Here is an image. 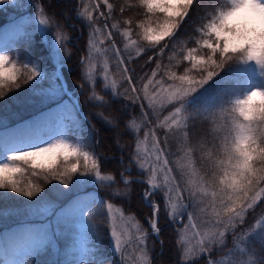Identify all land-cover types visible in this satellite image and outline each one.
I'll use <instances>...</instances> for the list:
<instances>
[{
  "label": "trees",
  "instance_id": "16d2710c",
  "mask_svg": "<svg viewBox=\"0 0 264 264\" xmlns=\"http://www.w3.org/2000/svg\"><path fill=\"white\" fill-rule=\"evenodd\" d=\"M87 2L88 0H31L29 11L26 13L0 10V50H7L10 58L16 63L18 82L21 85L19 88L4 90L5 95L0 98V131L12 135L27 134L31 142L35 143L44 135L49 139L56 132V125L63 117L70 139L98 157L101 171L111 175L113 180L107 186L95 185L92 188L72 187L70 184L71 190H69L64 189L58 181L46 179V174L40 169H32L30 164L18 162L17 166L23 169L21 173L15 175L19 186L25 189L29 186L39 187L42 190L29 198L11 192L10 189H0V264H14V262L19 264L29 253L18 254L16 251L22 244L20 234L23 230L32 229L41 224L42 221L34 219L32 214L36 208L44 204L55 205L58 212L63 209L62 217L68 218V221L77 217L80 229L76 223H59L61 233L56 235L52 229H47L48 242L43 246L40 245L46 242L43 238L46 231L34 236L32 239L34 242L30 247L33 264H68V251L80 240L87 248L85 257L89 264H123L122 257L113 247L107 203L121 208L127 217L132 218L139 229L147 231L148 239L144 251L150 264H207L209 258L219 264L231 249V244H233L231 237L227 241V246L225 241L220 242L213 245V251L210 254L189 257L186 242L182 239L184 232L182 229L178 230L180 226L175 223L177 219L171 218L167 213L169 208L161 190L159 189L150 198L157 203L159 209L158 224L163 229L160 232L161 241H159L150 234L152 229L149 219L152 217V211L144 198V191L149 188L148 185L133 180L128 185L123 183V178H143L146 181L148 179L147 174L130 161L136 154V143L143 140L144 134L148 131V126L142 118V112L151 113L152 110L146 107L144 101L133 104L131 100L125 98L124 90L128 87L127 81L122 72L116 70L111 48H108L106 52L107 63L110 66L107 69L114 77L116 88L106 91L100 79H97L93 85L89 82L87 63L94 59L93 47L88 46L92 28L84 21V17L78 14L81 11L80 5ZM108 2L113 5L114 18L106 22L103 18H99L97 22L100 28L107 31L104 29L105 23L111 25L119 21V31L114 37L120 41L118 45L125 50V55L128 52L132 53L131 63L127 66L135 70L137 86L143 91V85L147 83L151 70L155 69L160 58H154L151 63H146L148 53L141 51L137 55L132 52L134 49L125 48L126 39L124 40L122 33L129 29V25L124 21L132 20L131 38L136 41V47L139 44L147 48L148 43L143 42L137 36L136 31L142 22L149 19V15L140 0H108ZM34 6L38 9L37 12L46 17L50 28L49 35H57L64 40L61 56L64 65L62 71L68 90L77 99L80 111L76 103L65 94L57 105L48 104L44 102V95L37 91L40 88L37 84L33 81L25 83L33 66L41 68L48 77L53 76L57 71L53 53L43 39L34 19L36 13ZM102 7L106 10L104 5ZM120 8L125 9L123 14ZM201 14L200 8L194 7L189 19L181 26L177 35L183 38L197 35L195 26L200 23L197 17ZM94 15L97 18L98 14L94 12ZM193 44L194 42L190 41L185 51ZM176 51L179 53V48ZM151 52L155 53V49L153 48ZM169 54V49H165V56L162 58L164 64L168 63ZM86 56L89 58L88 62L82 64L81 61ZM179 62L180 59L177 56L173 64ZM25 63L27 67L24 66ZM185 65L187 62L181 63V67L174 70L180 74ZM145 73L148 75L145 76ZM157 79H164L165 85L171 83L167 81L162 70H158ZM254 86L264 87V79L260 77L256 67L254 65H234L225 68L217 77L193 94V102L188 108L200 109L201 112L186 117L187 127L178 129L167 147L176 165L178 162L192 164L197 174L196 177H192L193 179L203 177L209 180L211 165L207 154L211 152L213 158L219 155L221 139L231 123L227 116L220 114L217 107L233 97L242 96ZM93 89L95 96L103 97L102 100L95 99ZM141 103L144 104L143 109H141ZM215 108L217 110L214 116H209L203 111ZM159 109L161 108H157L156 114L150 117L149 123L155 121L157 115L166 116L173 110L172 105L162 108L161 111ZM151 126L153 127L154 124ZM0 135L3 134L0 133ZM169 135L171 136L172 133ZM189 150H191L190 155H188ZM127 169L131 171L127 172ZM122 172L126 173L123 177L120 176ZM118 178L119 182H117ZM187 178L185 176V180ZM75 179L77 177H73V181ZM56 189H60L61 192ZM208 199H211V196ZM90 200L104 201V206L93 205L90 208L91 214H86L84 220L83 210L75 212V209L87 207V202ZM262 211H264V200L256 206L255 210H250L245 218V224L240 225L239 229H247L255 224L256 220L261 218ZM188 212H192L191 207ZM176 215L179 216L178 213ZM183 220L185 223L188 221L187 214L183 216ZM86 222L90 225L88 231L84 230ZM192 222L199 225L195 228L199 232L217 231L213 224L197 219H193ZM139 233L142 232L139 231ZM130 246L132 250L137 243ZM247 250L248 252L245 253L247 257L251 258L252 264H257L258 253L264 255V240L255 237L250 241Z\"/></svg>",
  "mask_w": 264,
  "mask_h": 264
},
{
  "label": "snow or ice",
  "instance_id": "6c2138e0",
  "mask_svg": "<svg viewBox=\"0 0 264 264\" xmlns=\"http://www.w3.org/2000/svg\"><path fill=\"white\" fill-rule=\"evenodd\" d=\"M140 3L149 15L148 21L139 25L143 29V39L148 42V47L145 48L138 44L137 55L141 51L148 53L146 63H151L154 58H160L155 69L151 70L147 83L143 85L142 96L139 94L140 89L135 79V70L127 66L131 63L132 53L128 52L125 55V50L117 47L120 41L114 39L116 32L119 31V21L111 25L105 23L104 29L107 31L104 32V36L110 42L109 47L112 51V58L116 62V70L122 72L127 81L128 87L124 90L125 98L131 100L133 104L147 101V108L152 110L151 113L142 112V118L148 126V131L144 134V140L136 143V154L130 161L147 173V183L150 187L144 191V198L152 211V217L149 219L151 229L153 232H159L156 219L159 209L157 203L150 198L155 195L153 190L160 189L163 196L171 202L173 219H181L187 214L190 227L193 229L199 226L197 223H191L193 219L213 224L217 228L216 232L209 234L207 241H201L200 252L202 254H210L213 251V245L223 241L226 233L229 232L238 241L237 246L243 244L246 239L251 241L257 236L260 240H264V211H262L261 218L247 229H242L240 235H237L235 231L237 226L245 224V218L250 210H255L256 205L264 200V106L258 107L259 102L254 100L247 111L242 110L244 101L253 93H259L260 97H264V87L254 86L242 96L233 97L217 107L220 114L227 116L231 123L221 139L219 155L213 158L211 152L207 154L211 165L210 182L203 177L193 179L192 177L197 174L191 163L185 165L178 162L182 175L179 179L173 176V169L169 167V159L166 158L165 151L177 130L187 127L186 117L201 112L200 109L187 107L189 99L225 68L234 65H254L260 77L264 79V57H253L248 51L250 43L257 39V33L254 31L257 14L253 11L251 14L233 16L239 8L243 7L244 0H140ZM101 4L107 7L108 12L101 9ZM251 4L255 9H264V0H251ZM194 7L200 8L202 12L197 17L200 23L195 26L197 35H189L187 38L178 36L177 33L189 19ZM80 8L83 11L78 14L84 17L89 27L92 28L88 44L91 48L94 47L92 36L102 31L95 27L94 12L98 14L97 19L103 18L105 22L112 20L114 18L112 15L113 5L108 0H95V3L93 0H88L86 4L82 3ZM120 12L123 14L125 9L120 8ZM39 23L43 28L48 24V21L41 18ZM124 23L129 25V29L123 31L122 36L131 39L132 20H125ZM190 41H193L194 44L187 47L185 51V47ZM132 42L136 44L135 40ZM153 48L155 53L151 52ZM177 48H179V53L176 51ZM165 49L170 51L167 64H164L162 59L165 56ZM57 54H59V49H57ZM177 56H179L180 62L173 64V60ZM88 59L87 56L84 57L81 63L88 62ZM183 62H187V65L178 74L174 69L180 68ZM24 66L27 67V63ZM158 70H162L167 81H171L167 87H165L164 79H157ZM104 71L107 73V65ZM147 75L145 73V76ZM45 78L46 74L43 70L33 66L25 83L36 79V84H40ZM107 78L105 74L104 80L106 81ZM90 79L91 77H89ZM18 80L16 63L5 50L0 53V98L5 95L4 90L19 88L21 85ZM149 85L153 86L151 92ZM41 91L48 96L58 95L60 86L49 87ZM93 96L97 100L103 99L101 96H95L94 89ZM157 104L161 109L171 104L173 110L164 116L160 123H156V121L149 123L150 117L157 112ZM143 108L144 104L141 103V109ZM217 108L203 111L207 112L209 116H214ZM156 119L159 120L160 117L157 115ZM152 124L155 125V128L151 126ZM165 127L168 129L167 132L158 133L155 130ZM0 133L3 134L0 135V189H10L11 192L29 198L34 197L42 190L39 187L29 186L25 189L19 186L15 175L21 173L23 169L17 166L18 162L30 164L32 169L39 168L46 174V179L58 181L64 189L69 190H71L70 184L72 187H80L86 185L93 177L95 181L113 180L111 175H101L98 157L81 144L71 142L60 131L54 134L58 137L54 141L48 140L44 135L41 140L35 143L31 142L27 134L12 135L3 131ZM169 133L172 135L170 136ZM160 136H163L164 139L161 140ZM149 139L152 143L153 153L151 156L141 155V144ZM190 152L191 150L188 155ZM158 174L162 176L161 183H157ZM124 175L126 173L120 174L121 177ZM185 176L188 177L187 180H185ZM73 177H77V179L73 181ZM117 182H119V178ZM123 183L128 185L130 181L124 179ZM101 186L107 185L102 184ZM56 191L61 192L60 189H56ZM185 193H187L186 196ZM209 196L211 199H208ZM96 204L103 207L104 201H88L87 207L83 209L84 220L86 214H91L90 208ZM106 207L111 219V237L115 242L116 251L120 252L121 238L127 231L125 225L128 220L125 219L123 213L119 218L113 214L114 205L112 203H107ZM189 207L192 208L191 213L188 212ZM43 210L38 209L41 214H45ZM62 212L63 209L53 213L58 223L74 222L80 229L77 217L68 221V218L60 215ZM177 213L179 216L176 215ZM89 228L90 225L86 222L84 230L88 231ZM138 231L142 232L138 243L145 245L148 233L139 228ZM249 233L251 235H248ZM43 238L46 242L40 246L47 244L48 231L43 234ZM31 253L32 251L26 254L19 264H33ZM258 256L257 264H264V255L258 253ZM207 264H216V262L209 258Z\"/></svg>",
  "mask_w": 264,
  "mask_h": 264
},
{
  "label": "rangeland",
  "instance_id": "374dc122",
  "mask_svg": "<svg viewBox=\"0 0 264 264\" xmlns=\"http://www.w3.org/2000/svg\"><path fill=\"white\" fill-rule=\"evenodd\" d=\"M30 3H31V0H0V10H3L4 12L8 11L11 13H26L27 11H29ZM13 5H15V6H13ZM102 5H101V9L106 12L107 7L104 5V7L106 8V10H105V9H103ZM33 8L36 10V13L34 14V19L37 23L38 29H39L40 33L42 34V37L45 40V42L49 45V47L53 53L54 61L57 65V71L53 76L51 75L48 77V75L43 71L46 74V78L43 80L42 83L37 84L40 87L37 89V91L39 93H41V95H44V97H45L44 102H46L48 104L53 103V104L57 105V103L61 101L62 96L65 94L64 93V86L61 82V78H64V73L61 70L62 67L60 66V65H63L62 61H61V56L63 53L62 47H63V41L64 40L60 36H57V35L50 36L49 35L50 28H49L48 24L44 25L42 28L39 21L41 18L46 19V17L43 16L41 13L37 12L38 9L36 8V6H34ZM81 11H83V9H81ZM93 18H94V20H96L95 27L102 29V28H100V24L97 22V18L95 17L94 14H93ZM84 21L86 23H88L85 18H84ZM147 21L148 20H145L144 23H146ZM104 32L105 31L102 29V31L97 32L93 36L94 47L92 49V52L94 53V59H91L87 63L88 64L87 67H89L87 78L89 80V77H91L89 82L92 85L96 83L97 79H100L102 84H103V88L106 91L107 90L110 91L112 89H115L117 85L114 81V77L111 76L109 71H108L110 66L107 63L106 52L108 51V48H110V47L109 46L107 47L105 44L109 45L110 42L105 39ZM136 32H137L136 33L137 36L140 39H142L143 42H147L143 39V29L142 28L139 27ZM125 39H126V45H125L126 48H129V50L134 49L132 52L137 54V47H136V44H134L132 42L133 39L132 38L129 39V38L124 37V40ZM101 41H103V43H101ZM117 47L121 48L118 44H117ZM57 49H59V54H57ZM121 49H123V48H121ZM2 52L3 51L0 50V53H2ZM106 65L108 68L107 73H105V71H104ZM105 74L108 77L106 81L104 80ZM57 77H58V79H57ZM32 81H33V83L36 84V79H33ZM57 85L60 86V91H59L58 95L48 96L46 93H43L41 91L42 89H48L49 87H56ZM113 85H114V87H113ZM165 87H167V85H165ZM152 90H153V86L149 85V91L151 92ZM140 94H141V96L143 95L142 90H140ZM192 102H193V100H192V98H190L188 101L187 107L190 106ZM144 103L147 107V101H144ZM169 105H171V104H169ZM169 105H167V106H169ZM156 107L160 108V105L157 104ZM149 110H151V109H149ZM159 111H161V109H159ZM163 117L164 116H161L159 120L156 119L155 120L156 123H160L161 121H163ZM153 128H155V125L153 126ZM155 130L158 133H160V132H164L165 130H168V129L165 127V128L155 129ZM57 131L62 132L65 136H67L70 139V137L68 135L67 128H66V122H65V119L63 117L59 120L58 124L56 125V132ZM54 134L51 137H49L48 140L54 141L56 138H58ZM159 138L161 140L164 139L163 136H160ZM70 141L73 142L72 139H70ZM165 151L167 153L166 158L169 159V167L173 169L172 174H173V176H175L179 179V177L181 176L182 170L180 168H178V165H176V162L172 158L169 149L165 148ZM152 153H153V148H152V143H151L150 139L145 140L144 143L141 144V155L151 156ZM185 165H187V163ZM138 169H140V168H138ZM128 170H131V169H128ZM101 175L108 176L107 174H104L102 171H101ZM193 177H196V176H193ZM124 179L128 180V178H124ZM111 182L112 181H107V180L106 181H95V179L93 177L92 180H90L86 185H83L82 187L92 188L95 185L96 186L97 185L101 186L102 184L108 185ZM161 182H162V176L158 174L157 183H161ZM156 191L158 192L159 189H156ZM186 195H187V193H185V196ZM165 202L167 203V206L169 208L167 213H169L170 217L173 218L172 209L170 206L171 202L168 201L166 198H165ZM185 202L187 203V201H185ZM38 209H44L43 212L45 214H41L40 211H38ZM83 209H84V207H79V208L75 209V212H78L79 210L81 211ZM117 210H119V211H117ZM56 212H58L56 209V206L51 205V204H44V205H41L40 207L35 209L34 214H32V217L34 219H36L37 221H42V222H41V224H38L36 227H34L32 229H26V230L21 231L20 235L22 237V244L20 246H18V248L16 249L18 254H26V253L30 252L32 250V249H30V247L34 242V240H32L33 237L38 235V234L44 233L45 231H47V229H52V231L55 232L56 235H59L61 233V228H59V223L57 222L56 217L53 214ZM121 213L124 214V212L122 211L121 208H119L117 206L113 207V214L117 218H119ZM60 215L62 216L61 213H60ZM124 217L126 220H128V223L125 225L127 231L124 235H122V238H121L122 239L121 251L120 252L116 251L115 242H114L113 238L111 237L114 250L116 252H118L120 254V256L122 257L123 264H150L148 257L146 256V252L144 251L145 245H140L138 243V238L142 235V233H139L138 226L132 220V218L127 217L125 214H124ZM156 219H157V223H158V220H159L158 214H157ZM175 223L180 226V229H178V230L182 229L184 232V236L182 237V239H184V241L186 242L188 256L189 257L203 256L205 253L202 254L200 252V243H201V241H207L209 239V234L211 233V231L199 232L197 229H193L190 227L189 221H187L185 223L183 220V217L181 219L175 220ZM191 223H193V222L191 221ZM110 225H111V219H110ZM239 227H240V225L237 226V229L235 230L237 235H240V232H241ZM158 228H159V232L157 234L160 237V232L163 229H161L159 227V224H158ZM257 231H259V230L257 229ZM155 233L156 232H153V230H152V232L150 234L155 236ZM248 235H251V234L249 233ZM229 237H231V241H233V244H231V251L228 252L225 259H222L219 264H231V263H233V264H252L251 258L247 257V255L245 254L248 252L247 249H248V245H249L250 241L248 239H246L243 244H239V246H237L238 241L229 232V233H226L224 240L221 241L222 243L225 241L226 246L228 245L227 241L230 240ZM134 243H137V246H133L132 250H130V247H131L130 245H132ZM241 249H244V251H241ZM68 254H69L68 255V264H89L88 259L85 257L87 254V248L85 247L84 242L82 240L78 241L75 244V246L73 244V246L69 249Z\"/></svg>",
  "mask_w": 264,
  "mask_h": 264
},
{
  "label": "clouds",
  "instance_id": "9594fccd",
  "mask_svg": "<svg viewBox=\"0 0 264 264\" xmlns=\"http://www.w3.org/2000/svg\"><path fill=\"white\" fill-rule=\"evenodd\" d=\"M255 12L257 15L255 17L254 31L257 33V39L250 43L248 51L253 57H264V9H255L251 4V0H244L243 7L239 8L233 16L240 14H251ZM257 100L259 103L258 107L264 106V97H260L259 93H253L247 100L244 101L242 105V110L247 111L249 105Z\"/></svg>",
  "mask_w": 264,
  "mask_h": 264
},
{
  "label": "water",
  "instance_id": "95a60500",
  "mask_svg": "<svg viewBox=\"0 0 264 264\" xmlns=\"http://www.w3.org/2000/svg\"><path fill=\"white\" fill-rule=\"evenodd\" d=\"M62 81H63V83H64V85H65V91L68 92V90H67V86H66V84H65L64 79H62ZM77 108H78V111H80L79 106H77ZM134 180H135V181H141V182L145 183L146 185H148L147 181H145V180H143V179H134ZM148 186L150 187V185H148ZM153 191H156V189L153 190ZM155 237H156L157 240L160 241V237H159V235H158L157 233H155Z\"/></svg>",
  "mask_w": 264,
  "mask_h": 264
},
{
  "label": "bare ground",
  "instance_id": "6f19581e",
  "mask_svg": "<svg viewBox=\"0 0 264 264\" xmlns=\"http://www.w3.org/2000/svg\"><path fill=\"white\" fill-rule=\"evenodd\" d=\"M161 241V240H160Z\"/></svg>",
  "mask_w": 264,
  "mask_h": 264
}]
</instances>
